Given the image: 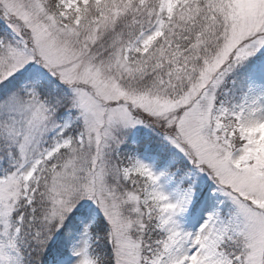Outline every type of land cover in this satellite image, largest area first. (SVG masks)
<instances>
[{
  "label": "snow or ice",
  "instance_id": "obj_1",
  "mask_svg": "<svg viewBox=\"0 0 264 264\" xmlns=\"http://www.w3.org/2000/svg\"><path fill=\"white\" fill-rule=\"evenodd\" d=\"M0 21V264H25L24 243L56 261L65 221L91 216L82 201L111 251L90 255L85 229L77 264H264V154L247 135L264 125V0H0ZM137 125L213 180L224 219L183 231L192 187L173 203L166 172L110 157Z\"/></svg>",
  "mask_w": 264,
  "mask_h": 264
},
{
  "label": "rangeland",
  "instance_id": "obj_2",
  "mask_svg": "<svg viewBox=\"0 0 264 264\" xmlns=\"http://www.w3.org/2000/svg\"><path fill=\"white\" fill-rule=\"evenodd\" d=\"M0 38L13 39L10 29L7 28V25L3 21H0ZM233 80L236 83H233ZM222 91L226 94L227 99L239 102L241 97L248 92V89L243 76H239L229 78L224 84ZM261 93H264V89L257 87L252 95H259ZM247 135L252 138L254 149L264 154V125L249 130ZM122 137L123 142L129 140L131 143L136 144L139 141L141 144L140 149H129L127 153L124 152L122 154L119 146L115 152L109 154L114 161L126 164L130 159H139L152 167L157 175H160L161 172H166V175L159 182V190L169 196L173 203L182 199V189L189 186L192 187L195 194L192 197L191 203L184 210H178L175 216L177 223L183 231L191 233L197 232L210 215L219 214L221 219L227 216L232 207L227 197L217 190V185L206 173L195 169L193 164L183 154L179 153L164 139L156 125H152L151 127L137 125L135 128L122 133ZM140 140L143 141L140 142ZM151 148H154L156 151L155 154H150L149 151ZM161 155L164 157L163 160L160 159ZM5 170H9L6 157L0 160V177L3 176ZM81 203L90 205L93 210L91 216L82 220L81 228L76 233L68 249L67 258L56 264H77L79 257L74 254V249L79 250L84 247V241L88 239L84 234L85 229L88 230L97 216L100 215L103 217L100 210L91 201H82ZM21 210L27 211L25 209ZM58 234L54 237V241H56ZM53 243H50V245ZM29 247V243L23 244L25 264H30V261L27 260Z\"/></svg>",
  "mask_w": 264,
  "mask_h": 264
},
{
  "label": "trees",
  "instance_id": "obj_3",
  "mask_svg": "<svg viewBox=\"0 0 264 264\" xmlns=\"http://www.w3.org/2000/svg\"><path fill=\"white\" fill-rule=\"evenodd\" d=\"M242 76L241 71L238 70L237 73H234L229 78H236ZM228 78V79H229ZM227 79V80H228ZM240 79V78H239ZM242 81V79H240ZM241 85V84H240ZM227 86V85H226ZM143 140H140L142 142ZM131 143V141L126 140L120 145L119 150H121L122 154L127 153L129 149H140V143ZM150 154H155L156 151L154 148L150 149ZM83 219L79 218L78 213L74 212L72 216L68 220L65 221V228L61 229V232L58 234V237L55 242L62 243V255H60L56 261L53 260L52 256L49 253V250L46 249L42 254L37 256L31 250V246L27 251V260L30 261V264H51L57 263L59 260L64 259L68 254V248L73 241L75 234L79 231L81 227V222ZM107 223L102 216H97L92 224L89 226L88 231L91 236L89 254L92 256H100L102 258H107L111 251V246L107 244L104 239V233L106 231ZM99 237V239H97ZM50 245L51 248H55L56 243Z\"/></svg>",
  "mask_w": 264,
  "mask_h": 264
}]
</instances>
